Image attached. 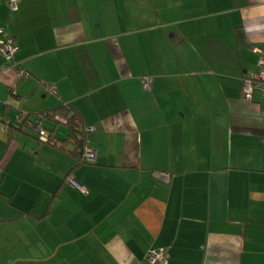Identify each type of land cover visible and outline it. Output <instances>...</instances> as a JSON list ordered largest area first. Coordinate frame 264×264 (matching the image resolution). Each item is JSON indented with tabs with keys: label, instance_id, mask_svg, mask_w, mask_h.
I'll return each instance as SVG.
<instances>
[{
	"label": "crops",
	"instance_id": "0c3cea01",
	"mask_svg": "<svg viewBox=\"0 0 264 264\" xmlns=\"http://www.w3.org/2000/svg\"><path fill=\"white\" fill-rule=\"evenodd\" d=\"M10 1L0 264H264V0ZM61 102L94 161L18 130Z\"/></svg>",
	"mask_w": 264,
	"mask_h": 264
},
{
	"label": "trees",
	"instance_id": "16d2710c",
	"mask_svg": "<svg viewBox=\"0 0 264 264\" xmlns=\"http://www.w3.org/2000/svg\"><path fill=\"white\" fill-rule=\"evenodd\" d=\"M20 115L23 117L22 124L18 126L20 130L24 131L25 127L30 129L43 127L47 130V137L36 136L40 142L55 146V148L65 152L78 163L86 161L84 153L87 149V135L90 127L82 113L73 105L61 102L43 110L29 112L26 116L23 115V112H20ZM47 120L53 121L55 126L45 127L44 123ZM59 124H64L67 130L65 137H60L56 134Z\"/></svg>",
	"mask_w": 264,
	"mask_h": 264
},
{
	"label": "built area",
	"instance_id": "2783aa9c",
	"mask_svg": "<svg viewBox=\"0 0 264 264\" xmlns=\"http://www.w3.org/2000/svg\"><path fill=\"white\" fill-rule=\"evenodd\" d=\"M11 8L17 9L18 1L11 0L9 2ZM0 34L2 38L0 39V55L5 57L7 60H11L15 53L17 52V45L12 34L4 26H0ZM260 59L259 68L256 73L246 75L243 80V92L248 98H253L256 91H260L264 94V46L257 48ZM41 133L42 138L47 137V131L42 127L37 128ZM92 129V127H90ZM84 159L87 161H94L96 159L95 151L91 149H86L84 153ZM162 255L155 252L149 255V259L153 262H158L162 259Z\"/></svg>",
	"mask_w": 264,
	"mask_h": 264
},
{
	"label": "rangeland",
	"instance_id": "374dc122",
	"mask_svg": "<svg viewBox=\"0 0 264 264\" xmlns=\"http://www.w3.org/2000/svg\"><path fill=\"white\" fill-rule=\"evenodd\" d=\"M20 125H21V123L19 124V126ZM44 126L45 127H52V126H55V124H54L53 121L47 120V121H45ZM18 130H20V129H18ZM57 130H58L59 134L62 133L63 131H65V132L67 131L65 126H64V124H59L57 126ZM20 131L24 132V134H26V135H32L33 137H36V136L38 137L41 134L38 130L30 129V128H27V127H25L24 131L23 130H20Z\"/></svg>",
	"mask_w": 264,
	"mask_h": 264
},
{
	"label": "bare ground",
	"instance_id": "6f19581e",
	"mask_svg": "<svg viewBox=\"0 0 264 264\" xmlns=\"http://www.w3.org/2000/svg\"><path fill=\"white\" fill-rule=\"evenodd\" d=\"M43 128V127H42ZM37 129V128H36ZM44 129V128H43ZM38 130V129H37ZM47 131V130H46Z\"/></svg>",
	"mask_w": 264,
	"mask_h": 264
}]
</instances>
